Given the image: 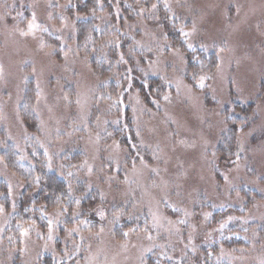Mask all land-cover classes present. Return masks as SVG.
I'll return each mask as SVG.
<instances>
[{
    "label": "rangeland",
    "instance_id": "1",
    "mask_svg": "<svg viewBox=\"0 0 264 264\" xmlns=\"http://www.w3.org/2000/svg\"><path fill=\"white\" fill-rule=\"evenodd\" d=\"M0 185V264H264V0H0Z\"/></svg>",
    "mask_w": 264,
    "mask_h": 264
},
{
    "label": "trees",
    "instance_id": "2",
    "mask_svg": "<svg viewBox=\"0 0 264 264\" xmlns=\"http://www.w3.org/2000/svg\"><path fill=\"white\" fill-rule=\"evenodd\" d=\"M83 26L84 25H81L82 29H83ZM83 33H85V32H83ZM93 44H94L93 46H95V42ZM81 47L84 48L82 44H81ZM96 59H98V58H95V60ZM101 60L102 59H99L96 61H99L101 64H103ZM99 62H95L96 66H98L97 63L100 64ZM231 117L232 116L228 115V116H226V119L224 120L225 122H230L229 123L230 124L229 125V131L226 133V136H228L229 134H234L236 131V127L232 124L234 122H233V119ZM227 140H228V142L230 141L229 138ZM230 142H232V139ZM229 152H230V148H226L225 154L229 153ZM42 176L44 177L45 186H44V190L41 192H46V193L42 194L40 192V188L38 186H36L33 181H31V182H29V184L26 188L29 191H32V193H31L32 197H38V198L43 197L44 203H47V204H50L51 202H55L57 198L59 200L66 199V197L69 195V187H67V182L65 184L62 181V178L57 176L55 172L46 171L45 169H42L40 177H42ZM22 177L30 178V179L32 178L31 176H29V175L26 176L25 174H22ZM2 189L3 188H1L0 191H2ZM87 203L89 205L91 204L90 202H87ZM18 213L23 218L22 212L18 211ZM40 264H64V261L59 262V261L55 260L53 257L47 256V257H43Z\"/></svg>",
    "mask_w": 264,
    "mask_h": 264
},
{
    "label": "bare ground",
    "instance_id": "3",
    "mask_svg": "<svg viewBox=\"0 0 264 264\" xmlns=\"http://www.w3.org/2000/svg\"><path fill=\"white\" fill-rule=\"evenodd\" d=\"M257 103V101H255Z\"/></svg>",
    "mask_w": 264,
    "mask_h": 264
}]
</instances>
